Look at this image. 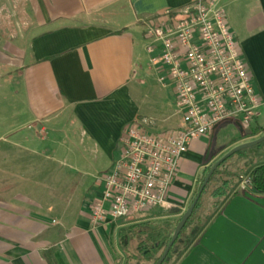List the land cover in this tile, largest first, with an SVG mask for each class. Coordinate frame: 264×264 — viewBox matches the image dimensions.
<instances>
[{
  "label": "crops",
  "instance_id": "1",
  "mask_svg": "<svg viewBox=\"0 0 264 264\" xmlns=\"http://www.w3.org/2000/svg\"><path fill=\"white\" fill-rule=\"evenodd\" d=\"M197 1L0 0V89L9 93L4 100L13 116L9 132L0 133V161L10 163L8 176L26 179L0 199V264H143L141 231L175 227L211 167L264 135V0H219L262 102L258 118L249 128L229 120L191 143L170 190L175 208L91 223L103 193L100 177L119 158L128 126L147 118L140 101L148 79L156 74L162 88L173 91L151 64L145 23ZM229 124L239 136L213 153L216 133ZM63 133L78 139L80 152L58 138ZM18 149L24 155L14 153ZM207 204L198 218L207 215ZM203 222L191 226L198 229L192 241L185 239L182 253L167 264H264V194L246 181Z\"/></svg>",
  "mask_w": 264,
  "mask_h": 264
},
{
  "label": "built area",
  "instance_id": "2",
  "mask_svg": "<svg viewBox=\"0 0 264 264\" xmlns=\"http://www.w3.org/2000/svg\"><path fill=\"white\" fill-rule=\"evenodd\" d=\"M218 2L198 0L145 23L151 64L172 87L183 126L152 132L147 118L128 126L119 158L100 177L103 193L92 206L93 226L175 208L170 190L191 143L229 120L249 128L258 118L261 99Z\"/></svg>",
  "mask_w": 264,
  "mask_h": 264
},
{
  "label": "rangeland",
  "instance_id": "3",
  "mask_svg": "<svg viewBox=\"0 0 264 264\" xmlns=\"http://www.w3.org/2000/svg\"><path fill=\"white\" fill-rule=\"evenodd\" d=\"M147 66H149L147 64ZM158 75L153 74L148 79V86L144 92L143 100L140 101L143 103V105L146 106L145 111L142 112V114L147 117L149 120H152L154 122L153 126L149 127V130L152 132H164L167 130L175 129L180 126H183L182 122V115L177 109L176 103H175V95L172 90L167 88H162V86L158 82ZM5 97L9 99V93H7L4 89H0V133L3 132H9L7 129L9 128L10 124H12V111L9 108V100H4ZM169 100L168 107L162 110V101L164 98ZM66 131V130H65ZM245 132L248 133L249 129H245ZM240 129L237 128L233 124H229L227 127L219 130L215 135L214 145H213V153L215 152L218 145L224 146L225 144L229 143L232 139H235L239 136ZM58 138L64 139L65 141H71L75 148L74 151L80 152L79 145L77 143L78 139L76 137L69 138V135L60 134L58 135ZM76 138V140L74 139ZM5 150V149H3ZM4 152V151H3ZM6 153H11L9 150H6ZM14 153L21 154L23 151H20L18 149L17 151H14ZM88 155L91 154V152L87 153ZM24 155V154H21ZM3 157V155L0 154V157ZM251 159V160H250ZM247 161V162H244ZM21 164V162H20ZM256 164V166H255ZM264 164V143H262L260 146L251 148L246 150L243 154H237L233 158H231L224 166L221 168L220 172L221 175L219 177L218 184L214 187H220L219 189H224L225 196L213 198L212 197H206L203 201L202 210L207 207V202L210 203L209 206L210 209L207 212V215L201 213L199 219H203V221H206L208 217H210L214 212H216L217 208L221 206L223 200L230 195L233 190L236 188V186L243 181H247L250 175V172L257 166ZM9 168L10 163L7 161H0V199L8 198L6 193L8 192L9 188L15 184L25 186L26 179H13L9 174ZM102 170V169H101ZM7 171V172H5ZM5 176H2L1 174H4ZM98 176V174L94 175V177ZM76 178H73L75 180ZM90 179V178H89ZM14 180V181H13ZM88 180V179H87ZM86 179V183L88 182ZM76 181H79V179H76ZM92 182V178H91ZM229 183L226 185L225 183ZM212 187V186H210ZM212 188V189H213ZM211 189V190H212ZM82 195H80L81 197ZM208 198V199H207ZM208 200V201H207ZM201 210V209H200ZM162 213L160 208H155L152 210H149L148 212L142 214L141 216H160ZM203 217V218H202ZM165 220H160V223H164ZM154 223H159L154 222ZM199 225V223L197 224ZM200 226V225H199ZM193 228L190 227L186 231L185 239H188L189 244L192 241L193 236ZM193 235V236H192ZM186 246V245H185ZM161 255V253L159 254ZM141 256V255H140ZM139 256V259L141 262L144 261L143 264H152V261H145V259L141 256Z\"/></svg>",
  "mask_w": 264,
  "mask_h": 264
},
{
  "label": "trees",
  "instance_id": "4",
  "mask_svg": "<svg viewBox=\"0 0 264 264\" xmlns=\"http://www.w3.org/2000/svg\"><path fill=\"white\" fill-rule=\"evenodd\" d=\"M259 134V131H255L252 136H256ZM245 151L239 153L243 154ZM229 161V160H228ZM227 161V162H228ZM226 164V162L224 163ZM224 164L214 173L213 177L211 178L208 186L205 188L197 206L194 210L191 218L189 219L188 223L186 224L185 228L181 232L178 240L174 244V246L171 249V252L169 254V257L171 258L173 254H181V246L185 242V234L188 228L193 226L196 221L199 223V225L203 226L204 222L202 224L203 219L198 218V211L203 206V200L204 196L207 194L209 187L212 185L216 186L219 181V177L221 175V168L224 166ZM228 185L229 183H225ZM249 185L252 188V190L258 194H264V164L259 165L255 167L249 175ZM220 187H214L211 191V197L217 198L225 196L224 189H219ZM219 209V207L217 208ZM180 221V219H179ZM178 221V222H179ZM207 223V222H206ZM205 223V224H206ZM205 226V225H204ZM176 227V226H175ZM175 227L171 226L170 224L166 223L163 225H160L156 228H150L149 226L146 227V229H143L141 233L138 235V248L140 249V255L148 261H152V264H155L159 258L161 257L163 251L171 241L172 235L174 233ZM139 233V232H138ZM133 238V237H132ZM188 240V239H187ZM161 253V255H159ZM168 262H165L164 264H167Z\"/></svg>",
  "mask_w": 264,
  "mask_h": 264
},
{
  "label": "water",
  "instance_id": "5",
  "mask_svg": "<svg viewBox=\"0 0 264 264\" xmlns=\"http://www.w3.org/2000/svg\"><path fill=\"white\" fill-rule=\"evenodd\" d=\"M262 143H264V135L259 137L258 139L251 141V142H247L244 144H241L233 149H231L228 153H226L223 157H221L210 169V171L208 172V174L206 175L193 203L190 205V207L184 212V214L181 216L180 221L177 223L174 233L172 235L171 241L169 242V244L167 245V247L165 248V250L163 251L161 257L159 258V260L155 263V264H164L165 262H168L170 260L169 254L171 252L172 247L174 246V244L176 243V241L178 240L181 232L183 231V229L185 228L186 224L188 223L189 219L191 218L194 210L196 209V206L205 190V188L208 186L211 178L213 177L214 173L228 160H230L231 158H233L235 155L246 151L248 149L260 146ZM198 229H196L197 231ZM193 232V235L195 234V232Z\"/></svg>",
  "mask_w": 264,
  "mask_h": 264
}]
</instances>
